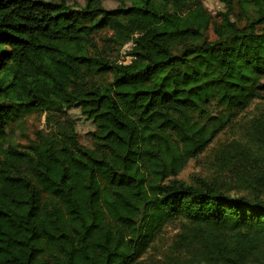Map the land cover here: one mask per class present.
Wrapping results in <instances>:
<instances>
[{
  "label": "trees",
  "instance_id": "trees-1",
  "mask_svg": "<svg viewBox=\"0 0 264 264\" xmlns=\"http://www.w3.org/2000/svg\"><path fill=\"white\" fill-rule=\"evenodd\" d=\"M224 2L217 22L203 0H0V264H140L177 221L150 264H264V0L244 24ZM257 101L216 174L177 178ZM74 108L90 145L67 119L13 139Z\"/></svg>",
  "mask_w": 264,
  "mask_h": 264
},
{
  "label": "rangeland",
  "instance_id": "rangeland-1",
  "mask_svg": "<svg viewBox=\"0 0 264 264\" xmlns=\"http://www.w3.org/2000/svg\"><path fill=\"white\" fill-rule=\"evenodd\" d=\"M44 1H56V0H44ZM76 8L83 6L85 0H67ZM102 3V7L105 9H115L121 4V0H99ZM234 5V11L229 14L232 21H236L239 24H244L247 17L244 11L240 8L238 0H232ZM203 3L212 15V18L217 22H220L227 13V6L224 0H203ZM209 36L214 38L213 30L209 29ZM130 44L126 43L113 50L114 58L119 62H129L131 60ZM261 104L257 101L251 108L245 112L240 113L236 119L226 127L210 144L207 150L200 154L196 159H191L187 165L181 170L177 178L184 179L186 181L191 180L196 176L211 177L216 174L215 168V152L218 147L227 144V146H236L233 142H244L245 140V122L247 118L253 115L255 107ZM214 112H219L218 107H213ZM65 112L51 114L46 111L40 113L30 114L23 120L21 126L15 128L16 132L13 134V139L26 144L29 140H36L37 133L49 134L57 132L64 125V120H70L75 124V131L80 139L86 145H90L91 136L90 132L93 130L94 125L91 120L85 118L80 114L78 108L65 109ZM14 126V125H13ZM182 224L180 222H173L164 227L159 240L156 242L155 247L150 250V253L140 264H150L160 260V256L166 251L167 246L174 239L176 233L180 230Z\"/></svg>",
  "mask_w": 264,
  "mask_h": 264
},
{
  "label": "built area",
  "instance_id": "built-area-1",
  "mask_svg": "<svg viewBox=\"0 0 264 264\" xmlns=\"http://www.w3.org/2000/svg\"><path fill=\"white\" fill-rule=\"evenodd\" d=\"M131 45V44H130Z\"/></svg>",
  "mask_w": 264,
  "mask_h": 264
}]
</instances>
